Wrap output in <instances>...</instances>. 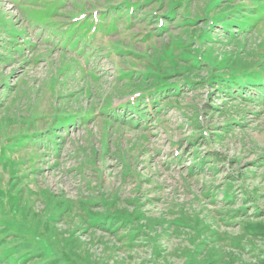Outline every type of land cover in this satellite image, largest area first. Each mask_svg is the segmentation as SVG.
<instances>
[{
  "label": "rangeland",
  "instance_id": "obj_1",
  "mask_svg": "<svg viewBox=\"0 0 264 264\" xmlns=\"http://www.w3.org/2000/svg\"><path fill=\"white\" fill-rule=\"evenodd\" d=\"M256 65L264 0H0V264H260L264 102L211 79Z\"/></svg>",
  "mask_w": 264,
  "mask_h": 264
},
{
  "label": "trees",
  "instance_id": "obj_2",
  "mask_svg": "<svg viewBox=\"0 0 264 264\" xmlns=\"http://www.w3.org/2000/svg\"><path fill=\"white\" fill-rule=\"evenodd\" d=\"M159 17L163 20V17ZM165 79L166 77H164V75H160L157 79L160 80L158 83L137 90V97L134 96L124 100V106H121V104L113 105L110 111L118 109L121 110L122 113L129 111L128 116H130V118H142L145 116V110H149L147 116L154 117L152 115H156V112H158L157 102L161 101L163 96H167L166 92L175 93L182 90L180 84L175 82L170 83ZM211 79L213 83L218 86L216 87V90L221 91L227 96L232 98H235L236 96L247 98L251 101H256L257 103L264 102V67L261 65L249 67L239 72L232 71L225 75H212ZM53 261L56 264H76L75 261L70 258H64L62 261L58 262L56 259ZM260 264H264V256L262 257Z\"/></svg>",
  "mask_w": 264,
  "mask_h": 264
}]
</instances>
